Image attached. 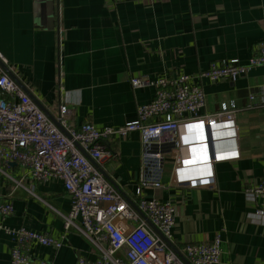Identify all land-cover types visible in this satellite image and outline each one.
<instances>
[{
	"label": "crops",
	"instance_id": "0c3cea01",
	"mask_svg": "<svg viewBox=\"0 0 264 264\" xmlns=\"http://www.w3.org/2000/svg\"><path fill=\"white\" fill-rule=\"evenodd\" d=\"M260 43L264 0H0L4 67L52 119L58 105L65 104L76 128L84 123L116 128L135 120L137 107L154 96L151 87L130 86V78L137 76H190L205 94L200 116L216 114L223 103L235 104L234 141L218 143L227 132H206L200 123L181 125L179 158L174 162L167 148L160 160L162 187L143 191L147 198L174 205L168 245L176 254L181 256L187 244L219 237L218 264H264V221L255 213L260 200L246 195L264 179V66L234 82L199 80L197 74L224 60L245 63ZM105 151L110 157L100 162L101 173L134 209L142 165L139 133L106 141ZM210 157L214 188L180 185L206 178ZM0 168L21 178L16 165L0 163ZM23 185L31 192L0 173V202L13 207L3 224L54 238L63 235L58 213L68 212L70 198L62 182L31 186L24 180ZM12 245L0 230V264H10ZM28 254L55 264L95 257L73 229L58 250L32 244Z\"/></svg>",
	"mask_w": 264,
	"mask_h": 264
},
{
	"label": "built area",
	"instance_id": "2783aa9c",
	"mask_svg": "<svg viewBox=\"0 0 264 264\" xmlns=\"http://www.w3.org/2000/svg\"><path fill=\"white\" fill-rule=\"evenodd\" d=\"M0 63L6 65L1 57ZM261 66H264V43L258 44L247 62L234 59L211 63L197 78L234 82ZM191 79L188 75L156 79L132 77L129 83L133 89H154L153 99L137 107L135 120L116 128H99L90 123L76 128L70 124L71 110L67 105L59 104L56 116L48 117L0 66V163H15L22 175L16 179L1 168L0 173L16 187L29 192L32 189L23 185L24 180L31 181V186L50 180L62 182L70 198L68 212L58 213L63 232L73 229L87 240L95 253L93 259L78 257L76 264L219 263V237L211 242L187 244L182 248V257L176 254L168 245L175 224L174 205L143 194L146 188L162 187L160 160L164 151L169 148L174 162L179 158L181 125L200 123L206 132H227L222 136L227 139H217L218 143L234 141L237 137L235 104L223 103L216 114L200 116L205 107V94L200 87L191 84ZM260 95L264 99V86ZM253 98L250 94L249 100ZM133 132L139 133L141 141L142 165L135 188L137 211L105 180L99 167L105 157H110L105 151V142ZM180 185L214 188L212 158L206 178L183 180ZM246 195L251 201L260 200L255 213L264 221V179L246 190ZM12 214V203L2 200L0 230L12 240L10 264H55L32 259L29 247L38 244L58 250L64 234L54 238L23 227L4 225L5 218Z\"/></svg>",
	"mask_w": 264,
	"mask_h": 264
},
{
	"label": "water",
	"instance_id": "95a60500",
	"mask_svg": "<svg viewBox=\"0 0 264 264\" xmlns=\"http://www.w3.org/2000/svg\"><path fill=\"white\" fill-rule=\"evenodd\" d=\"M0 66L3 68V70L18 84V85H20L23 89H24V91L29 95V97H30V94L28 93V91L25 89V87L15 78V77H13V75L3 66V65H1V63H0ZM31 98V97H30ZM36 104H37V102L33 99V98H31ZM38 105V104H37ZM38 107L40 108V106L38 105ZM41 109V108H40ZM42 110V109H41ZM55 123V125L56 126H58V124L56 123V122H54ZM207 146L209 147V142H207ZM211 146V145H210ZM12 165H15V163H11ZM136 211H137V209H136V207L134 208ZM141 216H142V218H144L145 220H146V218L142 215V214H140ZM146 222L149 224V222L146 220ZM150 225V224H149ZM187 264V263H186Z\"/></svg>",
	"mask_w": 264,
	"mask_h": 264
}]
</instances>
